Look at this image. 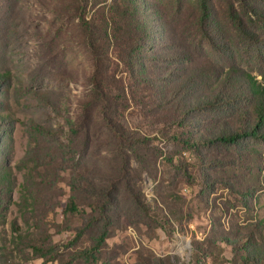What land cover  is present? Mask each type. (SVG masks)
<instances>
[{
  "label": "rangeland",
  "instance_id": "rangeland-1",
  "mask_svg": "<svg viewBox=\"0 0 264 264\" xmlns=\"http://www.w3.org/2000/svg\"><path fill=\"white\" fill-rule=\"evenodd\" d=\"M131 14L140 33L135 19L124 21ZM92 39L108 58L117 120L147 138L129 179L146 208L119 181L100 245L93 222L77 230L96 213L62 209L73 174L114 176L119 162L106 122L81 108ZM233 65L263 80L264 0H0V167L10 171L12 201L24 191L31 204L22 213L11 203L1 218L0 264H236L222 240L264 239V140L196 147L199 155L155 116L159 96L185 75ZM14 221L21 231L40 226L31 238L45 255L13 250Z\"/></svg>",
  "mask_w": 264,
  "mask_h": 264
},
{
  "label": "trees",
  "instance_id": "trees-1",
  "mask_svg": "<svg viewBox=\"0 0 264 264\" xmlns=\"http://www.w3.org/2000/svg\"><path fill=\"white\" fill-rule=\"evenodd\" d=\"M82 2V1H80ZM82 19V14H78ZM127 19H135L133 30L140 33L143 29L137 16L127 15ZM120 22V21H119ZM245 33L254 35L249 31ZM92 57V72L88 78L91 85L90 99L86 105L81 106L82 112L94 113L98 118L106 122V130L115 139V154L119 162L115 166V175H107L101 179L88 177L82 172L73 174L67 182L70 195L62 208L65 214L74 218L86 216L85 207L97 214L95 220L88 219L83 226L77 229L83 234L85 226L91 222L97 229V244H102L108 234L109 222L107 214L109 207L114 205L119 181H122L126 191L132 195L131 200L139 209H145L138 189L130 183L132 171L131 157L138 144H144L147 140L134 130H127L117 120V109L113 106L114 99L109 93L110 75L107 72V55L98 51L93 39L89 42ZM129 68L133 65L132 58L125 59ZM136 65V63H135ZM192 71L179 80L170 92L159 96L155 102L156 121L173 128L169 139L186 149H193L196 154L200 151L196 147L211 146L218 143L236 144L242 140H264V76L263 80L248 73L239 67L231 66L226 71L219 73ZM92 110V111H90ZM201 113H214L220 117L227 115L228 119L200 118ZM12 186L10 171L0 167V220L5 218V211L12 203L17 205L20 212L29 208L30 201L24 191L20 193L22 202L12 201ZM81 197H84L80 203ZM79 201V203H78ZM27 223V220H24ZM40 226H31L21 231V227L14 221L10 243L15 246L13 250H28L45 255L42 245H37L31 238L33 231ZM224 239L230 252L234 254L236 264H264V239L256 241L252 237L240 240ZM1 241V239H0ZM5 253L8 247L4 246ZM196 254L204 253L200 246H195ZM143 264H150L148 261Z\"/></svg>",
  "mask_w": 264,
  "mask_h": 264
}]
</instances>
